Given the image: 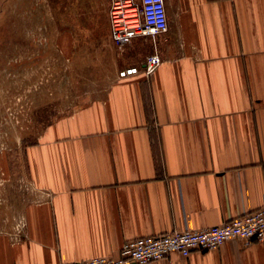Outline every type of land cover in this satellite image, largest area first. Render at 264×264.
<instances>
[{
  "label": "crops",
  "instance_id": "0c3cea01",
  "mask_svg": "<svg viewBox=\"0 0 264 264\" xmlns=\"http://www.w3.org/2000/svg\"><path fill=\"white\" fill-rule=\"evenodd\" d=\"M166 7L153 73L119 77L151 52L119 55L122 66L113 57L105 82L23 149L17 174L31 192L9 189L0 204V264L117 256L128 240L264 205V0ZM144 40L153 42L132 43ZM73 42V32L58 35L68 57ZM148 264H264V241L234 238Z\"/></svg>",
  "mask_w": 264,
  "mask_h": 264
},
{
  "label": "rangeland",
  "instance_id": "374dc122",
  "mask_svg": "<svg viewBox=\"0 0 264 264\" xmlns=\"http://www.w3.org/2000/svg\"><path fill=\"white\" fill-rule=\"evenodd\" d=\"M0 3V204L6 206L9 189L31 192L30 182L19 176L22 170L17 174L23 149L37 140L47 123L76 109L91 88L105 82L113 57L121 65L119 55L123 59L138 50L146 55L154 43L114 46L111 0ZM65 31L73 32L75 41L69 57L58 43ZM64 45L70 49L71 44Z\"/></svg>",
  "mask_w": 264,
  "mask_h": 264
},
{
  "label": "built area",
  "instance_id": "2783aa9c",
  "mask_svg": "<svg viewBox=\"0 0 264 264\" xmlns=\"http://www.w3.org/2000/svg\"><path fill=\"white\" fill-rule=\"evenodd\" d=\"M110 30L112 40L119 48L128 46L139 36L150 37L156 44L158 37H165L169 30L166 0H111ZM162 62L158 51L151 52L142 66H126L119 71V77H129L140 71L149 76ZM234 238L264 241V205L221 224L187 227L128 240L117 256H95L54 264H148L173 253L189 256L194 250L217 249Z\"/></svg>",
  "mask_w": 264,
  "mask_h": 264
}]
</instances>
